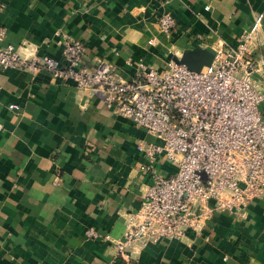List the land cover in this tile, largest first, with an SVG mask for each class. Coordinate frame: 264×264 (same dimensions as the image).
<instances>
[{
	"label": "crops",
	"instance_id": "obj_1",
	"mask_svg": "<svg viewBox=\"0 0 264 264\" xmlns=\"http://www.w3.org/2000/svg\"><path fill=\"white\" fill-rule=\"evenodd\" d=\"M2 1L4 46L62 62L65 43L79 40L85 66L110 63L123 80L139 63L164 71L188 50L235 46L263 15L262 86L264 0ZM166 13L176 20L170 35L159 27ZM140 140L157 142L94 91L44 69H0V264H126L88 232L121 239L153 173L176 172L164 157L148 170ZM133 250L131 264H264V193L244 216L217 213L199 234Z\"/></svg>",
	"mask_w": 264,
	"mask_h": 264
},
{
	"label": "built area",
	"instance_id": "obj_2",
	"mask_svg": "<svg viewBox=\"0 0 264 264\" xmlns=\"http://www.w3.org/2000/svg\"><path fill=\"white\" fill-rule=\"evenodd\" d=\"M4 8L0 0V17ZM262 22L263 15L256 17L235 46L219 44L212 65L200 72L176 62L164 71L139 63L130 80L119 78L107 62L85 66L86 46L79 40L65 43L62 62L47 55L24 58L3 45L7 32L0 23V69H44L94 91L111 112L157 140L138 142L150 163L146 169L161 157L176 168L171 176L153 173V185L121 239L89 230L90 238L113 245L118 260L131 264L134 246L199 234L217 213L244 216L264 193V73L262 86L254 80L262 72L256 61ZM159 27L170 35L176 20L166 13Z\"/></svg>",
	"mask_w": 264,
	"mask_h": 264
},
{
	"label": "water",
	"instance_id": "obj_3",
	"mask_svg": "<svg viewBox=\"0 0 264 264\" xmlns=\"http://www.w3.org/2000/svg\"><path fill=\"white\" fill-rule=\"evenodd\" d=\"M215 59V51L211 48H202L186 51L182 58L175 60L179 65L186 66L193 72H200L203 68L212 65ZM205 177V174H203Z\"/></svg>",
	"mask_w": 264,
	"mask_h": 264
}]
</instances>
